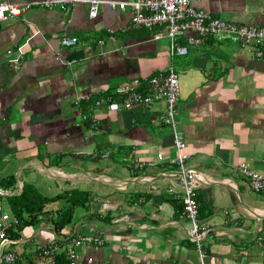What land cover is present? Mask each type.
I'll list each match as a JSON object with an SVG mask.
<instances>
[{
	"label": "crops",
	"instance_id": "1",
	"mask_svg": "<svg viewBox=\"0 0 264 264\" xmlns=\"http://www.w3.org/2000/svg\"><path fill=\"white\" fill-rule=\"evenodd\" d=\"M190 1L212 16L264 26V0ZM129 18L128 7L99 3L90 19L87 6L76 3L31 7L0 21V211L10 214L7 197L23 183L49 191L42 193L51 197L49 211L66 205L64 192L86 193L60 231L48 214L6 236L4 248L18 254L14 264H51L72 239L98 236L101 244L75 248L80 261L199 264L169 161L174 149L160 120L163 102L119 111L74 103L80 94L103 97L172 64L179 86L174 118L198 221L206 226L202 263L264 264V194L251 191L237 167L243 162L264 174V54L255 58L249 47L208 37L170 57L166 37L157 39L156 28H129ZM62 35L75 36V45L61 46ZM135 160L154 163L134 169Z\"/></svg>",
	"mask_w": 264,
	"mask_h": 264
},
{
	"label": "built area",
	"instance_id": "2",
	"mask_svg": "<svg viewBox=\"0 0 264 264\" xmlns=\"http://www.w3.org/2000/svg\"><path fill=\"white\" fill-rule=\"evenodd\" d=\"M76 3L87 6V17L94 18L99 3H105L112 9L123 10L128 7L130 12L129 28H144L147 30L156 28L157 39H168V54L170 57L184 55L188 45H200L208 37L228 38L238 41L240 45L249 47L255 58L264 54V26L236 23L219 17L212 16L207 11L196 8L190 0H0V21L17 17L31 7L64 8ZM75 36L62 35L59 44L64 47L75 45ZM101 42V40H100ZM11 55V50H6ZM18 63V58L13 59ZM105 108L109 111H119L140 107L143 110L150 109L157 101L163 102V111L160 120L170 129L174 156L169 160L174 164L179 175V184L182 188L180 195L183 216L190 223V237L202 263L204 251L200 239L206 226L198 221V202L194 195L192 172L186 168L187 154L183 151L184 142L182 131L177 127L174 115L176 103L179 97L178 75L172 64L154 71L146 77H134L128 84L117 86L112 93L103 96ZM90 93H83L75 97L74 103L89 101ZM101 99L91 101L88 111L100 106ZM85 116H83V119ZM90 126L94 125V118L89 116ZM159 156V155H158ZM160 158V157H158ZM150 160H135L130 163L134 169L153 165ZM238 171L247 178V184L251 191L264 194V174L247 167L245 163L238 164ZM17 223L16 218L0 211V264H14L18 254L4 248L6 231ZM101 239L98 236H78L70 241L65 254L66 264H92L90 258L80 261L75 248L80 245H99ZM264 250V243H261ZM56 248L55 242L43 249V256L49 255Z\"/></svg>",
	"mask_w": 264,
	"mask_h": 264
},
{
	"label": "trees",
	"instance_id": "3",
	"mask_svg": "<svg viewBox=\"0 0 264 264\" xmlns=\"http://www.w3.org/2000/svg\"><path fill=\"white\" fill-rule=\"evenodd\" d=\"M221 39H226L231 42H236L239 44L238 41L231 40L228 38H221ZM96 98L97 96L91 98L89 101H80L79 105L83 106L84 110L87 111L89 105L91 104V101ZM83 120H85V122H87L88 124L89 116L85 117ZM9 183L12 184L13 180H10ZM63 196L67 198L66 205L62 209L49 211L45 209V205L47 204L48 201H50L51 197H48L40 193L32 184L23 183L17 193L7 197V205L9 212L11 215H13L16 218L17 223L13 228H9L6 231V236L17 237L18 232L21 231L23 228L35 225L40 221L41 217L46 216L48 214H51V216L53 215V217L50 219V222L55 232L60 231L67 224L70 223L74 209L84 204L86 193L82 190L72 189L67 192H64ZM66 263H67L66 254L60 253L54 255L51 264H66Z\"/></svg>",
	"mask_w": 264,
	"mask_h": 264
},
{
	"label": "rangeland",
	"instance_id": "4",
	"mask_svg": "<svg viewBox=\"0 0 264 264\" xmlns=\"http://www.w3.org/2000/svg\"><path fill=\"white\" fill-rule=\"evenodd\" d=\"M97 98L101 99L102 104H104V97H102V96H98ZM36 177H37L38 179H40L38 176H36ZM36 187H38L37 184H36ZM37 190H38L40 193H43V194H47V193H49L48 190L43 189V187H40V186L37 188ZM1 205H2V208H4V204L2 203ZM50 206H53V205L50 204ZM4 209H6V208H4ZM77 210L79 211L80 208L77 207Z\"/></svg>",
	"mask_w": 264,
	"mask_h": 264
}]
</instances>
